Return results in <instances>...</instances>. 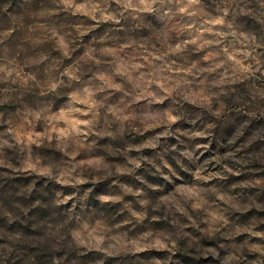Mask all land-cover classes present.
Masks as SVG:
<instances>
[{
    "label": "clouds",
    "instance_id": "obj_1",
    "mask_svg": "<svg viewBox=\"0 0 264 264\" xmlns=\"http://www.w3.org/2000/svg\"><path fill=\"white\" fill-rule=\"evenodd\" d=\"M261 213L264 0H0V264H264Z\"/></svg>",
    "mask_w": 264,
    "mask_h": 264
},
{
    "label": "rangeland",
    "instance_id": "obj_2",
    "mask_svg": "<svg viewBox=\"0 0 264 264\" xmlns=\"http://www.w3.org/2000/svg\"><path fill=\"white\" fill-rule=\"evenodd\" d=\"M250 214L251 213L246 214V215H250ZM260 215L264 216V213H261ZM143 255L144 256H149V255H151V253H145ZM181 259H182V264H196V262L191 257H188L186 255H182ZM116 264H131V261L128 260V259L121 258V259L117 260Z\"/></svg>",
    "mask_w": 264,
    "mask_h": 264
}]
</instances>
